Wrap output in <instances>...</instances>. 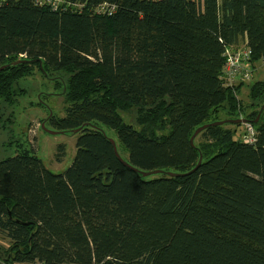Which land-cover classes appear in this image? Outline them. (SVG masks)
I'll return each instance as SVG.
<instances>
[{
  "label": "trees",
  "instance_id": "trees-1",
  "mask_svg": "<svg viewBox=\"0 0 264 264\" xmlns=\"http://www.w3.org/2000/svg\"><path fill=\"white\" fill-rule=\"evenodd\" d=\"M243 44L264 56V0H0V125L37 71L67 106L48 126L76 137L62 174L22 146L0 161V264H264V110L254 144L234 124L189 144L264 105V82L244 107L224 86Z\"/></svg>",
  "mask_w": 264,
  "mask_h": 264
},
{
  "label": "rangeland",
  "instance_id": "rangeland-1",
  "mask_svg": "<svg viewBox=\"0 0 264 264\" xmlns=\"http://www.w3.org/2000/svg\"><path fill=\"white\" fill-rule=\"evenodd\" d=\"M56 1L59 8L62 0ZM42 5L49 7L47 0H42ZM258 66L256 80L264 82V66ZM34 72L32 77L23 78L16 84L18 88L25 90V94L18 97L12 106L5 107L3 124L0 125V161L16 155L22 146L32 150L52 173L62 174L73 162L76 137L69 134L49 135L41 130V123L47 116L63 118L67 106L62 92L55 91L51 81L42 78L37 71ZM247 91V86H241L237 98L241 107L249 103ZM38 103L40 107L37 106ZM123 118L124 122L131 125L135 112L132 111L131 116ZM45 127L53 130L47 123ZM236 132L240 140L244 139L243 126L236 129ZM0 245H7L1 234Z\"/></svg>",
  "mask_w": 264,
  "mask_h": 264
},
{
  "label": "built area",
  "instance_id": "built-area-1",
  "mask_svg": "<svg viewBox=\"0 0 264 264\" xmlns=\"http://www.w3.org/2000/svg\"><path fill=\"white\" fill-rule=\"evenodd\" d=\"M51 10H57L56 0H47ZM35 5L42 6V0H34ZM115 7L103 4L95 9L97 15L110 16L114 13ZM225 63L222 71V79L225 87L250 86L256 82L255 74L258 73L259 64L264 66V56L253 63L251 61L252 52L245 45L232 46L225 49ZM244 127L245 137L242 141L246 144L255 143V130L251 124L242 125Z\"/></svg>",
  "mask_w": 264,
  "mask_h": 264
},
{
  "label": "water",
  "instance_id": "water-1",
  "mask_svg": "<svg viewBox=\"0 0 264 264\" xmlns=\"http://www.w3.org/2000/svg\"><path fill=\"white\" fill-rule=\"evenodd\" d=\"M33 61H29V63H32ZM20 63V60L18 61H15L12 63V66H15L17 64ZM9 65H5L3 67L0 68V72L3 71L4 69L8 68ZM264 110V105L261 106L260 110H259V113L257 114V117L254 121H249L247 119H238V120H223V121H217V122H213V123H209V124H205V125H202L201 127L197 128L193 135L191 136V138L189 139V144L191 147H194V140L195 138L201 133L203 132L204 130L210 128V127H215V126H222L224 124H234V125H245V124H256L257 120L259 119L260 115H261V112ZM51 116H47V119L50 118ZM45 123H46V120L44 122L41 123V130L46 133V134H49V135H57V134H64L63 132H60V131H54V130H51V129H48L45 127ZM78 132V130H73L71 131V134H76ZM103 132V131H102ZM103 134L105 135V133L103 132ZM108 141L110 142L111 146H112V149H113V153L115 155V157L119 160V162H121L123 165L125 166H128L127 163H125L123 161V159L119 156L118 152H117V149H116V145H115V142L113 139L111 138H108ZM201 164V157H199V160L197 162V165L192 169L190 170L189 172L187 173H184V174H174V173H169V172H163V171H160V170H156V171H151V172H142L141 173V176L146 178V177H149V176H153V175H159V174H165L166 176L168 177H183V176H186V175H189L191 173H193Z\"/></svg>",
  "mask_w": 264,
  "mask_h": 264
},
{
  "label": "flooded vegetation",
  "instance_id": "flooded-vegetation-1",
  "mask_svg": "<svg viewBox=\"0 0 264 264\" xmlns=\"http://www.w3.org/2000/svg\"><path fill=\"white\" fill-rule=\"evenodd\" d=\"M46 123H48L47 119H46ZM55 131V130H54Z\"/></svg>",
  "mask_w": 264,
  "mask_h": 264
}]
</instances>
